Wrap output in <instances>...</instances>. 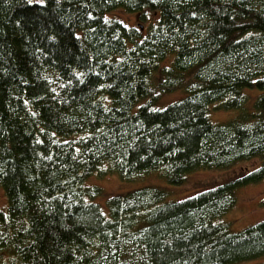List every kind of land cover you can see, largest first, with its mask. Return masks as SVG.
Returning <instances> with one entry per match:
<instances>
[{
  "label": "trees",
  "instance_id": "16d2710c",
  "mask_svg": "<svg viewBox=\"0 0 264 264\" xmlns=\"http://www.w3.org/2000/svg\"><path fill=\"white\" fill-rule=\"evenodd\" d=\"M116 9L158 20L142 37L105 17ZM244 89L259 92L250 108ZM176 91L185 97L153 108ZM215 102L236 117L211 123ZM253 159L178 202L157 187L110 197L107 215L83 186L152 172L176 186ZM263 180L264 0H0V264L257 260L264 220L239 232L217 220L237 189Z\"/></svg>",
  "mask_w": 264,
  "mask_h": 264
},
{
  "label": "rangeland",
  "instance_id": "374dc122",
  "mask_svg": "<svg viewBox=\"0 0 264 264\" xmlns=\"http://www.w3.org/2000/svg\"><path fill=\"white\" fill-rule=\"evenodd\" d=\"M30 2L41 3L43 0H29ZM106 18L120 20L128 27L141 28L142 37L147 32L150 24L156 23L158 15L156 13H146L145 19L139 15L127 13L124 10L116 9L105 15ZM173 60V55L160 64V67L168 66ZM242 93L249 98L246 107L250 108L259 95L255 89H244ZM185 97L182 91L162 95L154 103L153 108L162 110L165 107L174 104ZM220 102L210 104L207 109L208 120L213 124L225 123L234 119L237 111H221L216 107ZM260 160L253 159L235 164L226 170H197L185 175L184 182L180 185L172 186L167 184L163 177L157 172H152L140 176L132 181H121L115 174L97 178L91 176L84 182V187H95L99 190V195L86 200L97 204L105 215L108 214L106 200L110 197L125 194L144 187H157L165 191L166 196L162 203L178 202L187 199L201 191L215 188L228 181H231L247 172L259 167ZM236 202L234 206L222 215L217 221L227 225L230 232H239L251 225L264 220V207L260 202L264 199V180L258 184H250L235 192ZM7 200L3 189L0 187V211L6 212ZM216 221V222H217ZM264 261V257L246 261L238 264H258Z\"/></svg>",
  "mask_w": 264,
  "mask_h": 264
}]
</instances>
